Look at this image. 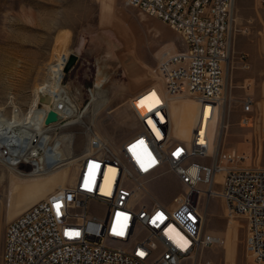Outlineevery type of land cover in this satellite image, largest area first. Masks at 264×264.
I'll return each instance as SVG.
<instances>
[{
	"label": "built area",
	"instance_id": "built-area-1",
	"mask_svg": "<svg viewBox=\"0 0 264 264\" xmlns=\"http://www.w3.org/2000/svg\"><path fill=\"white\" fill-rule=\"evenodd\" d=\"M128 1L166 22L185 42V52L158 64L162 85L155 89L163 99H195L202 124L188 142L173 138L166 104L144 114L132 100L135 95L130 105L140 123L137 132L117 145L91 136L76 163L73 182L54 189L7 224L1 264H187L199 251L225 244L223 236L205 231V206L213 199L225 205L227 224L240 217L246 220V249L264 263V167L241 166L239 155L223 150L209 162L203 160L210 156L208 134L200 128L205 110L221 113L226 90L234 0ZM261 4L264 7V0ZM242 62L250 67L246 56ZM57 64L49 68L52 75ZM64 78L63 71L64 89H54L51 96L59 120L47 125L46 109L42 129L35 127V120L26 126L29 132L16 142L13 155L0 148V160L22 176L48 173L58 164L55 143L63 136L50 139L48 133L73 124L68 106L75 103ZM240 107V122L248 124L253 100L241 101ZM220 171L224 177L218 182L215 175ZM168 172L182 186L174 206L151 191ZM170 226L189 241L187 246L174 241Z\"/></svg>",
	"mask_w": 264,
	"mask_h": 264
},
{
	"label": "rangeland",
	"instance_id": "rangeland-1",
	"mask_svg": "<svg viewBox=\"0 0 264 264\" xmlns=\"http://www.w3.org/2000/svg\"><path fill=\"white\" fill-rule=\"evenodd\" d=\"M260 6L261 0H234L226 90L220 115L209 119L211 154L205 161L223 150L239 155L241 166L264 167V68H260L263 80L245 84V74L253 67L251 45H260L261 51L254 54L264 62V9ZM246 15L253 17L249 23ZM183 49L180 35L170 25L125 0H0V118L29 126L35 109L43 106L44 88L52 91L55 86L59 68L52 75L50 66L72 54L78 61L65 73L64 83L79 108L72 125L48 133L50 139L63 136L55 144L64 160L52 171L22 176L0 160V264L7 224L57 187L70 183L76 159L91 136L117 145L137 132L140 123L130 105L135 95L146 88L154 92L159 106L166 104L171 136L189 140L194 124L203 118L199 104L190 96L166 102L155 89L161 86L158 64ZM242 56L249 68L243 67ZM247 98L253 100V112L244 125L240 102ZM30 181H43L46 188L10 204L12 188ZM181 190L172 172L151 186L171 206ZM224 206L220 199L205 206V231L223 236L225 244L202 250L187 264H264L246 249V220L240 217L227 224Z\"/></svg>",
	"mask_w": 264,
	"mask_h": 264
},
{
	"label": "bare ground",
	"instance_id": "bare-ground-1",
	"mask_svg": "<svg viewBox=\"0 0 264 264\" xmlns=\"http://www.w3.org/2000/svg\"><path fill=\"white\" fill-rule=\"evenodd\" d=\"M125 1L129 5H131L128 0H125ZM182 44L184 46V49L183 50L177 51L175 53H172V54L166 56L162 61H164L167 58L171 57L173 54L185 52L187 47H186V44H185V42L183 40H182ZM67 59H69V58L67 56H64V57L60 58V60H59L60 65L59 64L54 65L56 67L54 73H56L58 71L57 75L55 76L56 77L55 86L52 88V91H51V88H49V86H46V88H44V89H45V93H47V94L41 99V101L45 105V108L44 109L43 108L35 109V113L33 115V119L32 120H35L36 121V126L35 127H38L40 130L42 129L41 128V125H42V121L44 119V115L46 113V109H51V107L53 106V100H52L51 96H53L54 89L62 90V88H63L60 85V80L62 78V73L64 71V66H66V64H67V61H68ZM228 66L230 67V63H229ZM57 68H59V69L57 70ZM160 85H162V81H161V84ZM184 96H187V95H183V96H168V95H166V97H164V98H165V101L166 102H170V101H173L175 99H179V98L181 99ZM48 98L51 100V102H50V100ZM155 98L157 99V95L154 92H152L150 89H147V90L139 93V95L137 94L136 98H133L132 100H136V106L138 107V109L140 110V112L146 114L149 111H152V110H154L155 108H157L159 106V101L158 100L155 101ZM47 100H48V102H47ZM68 109H69L70 112H72L71 115H73L74 117L75 116L76 117L78 116L79 108H78V105L76 103L73 102V106L69 105L68 106ZM206 112H208V117H206V116L204 117L203 127H200V128H202L201 129V132L202 133H205L206 132L208 134V137H209V153L211 154L212 130L211 129L208 130V127H209V119H211V117H213V116H219L220 115V112H219V110H217L215 112V114L210 115L209 107H206L205 113ZM37 115H39V119L37 118ZM76 120H78V119H76ZM14 121H16V120H14ZM11 122H9V121H7L5 119L0 118V148L2 147L3 149H6L8 154L10 152V154L13 155L16 152V149H17L16 148V142H19L20 138H21V141H22V139H24L23 136L26 133H28L29 130L26 129V128H28L26 126H21V124L18 125V123H16L17 125L16 124H12ZM72 122H74L73 119H72L71 123ZM198 123H201L202 124V118L199 120ZM196 125L197 124H194V126L192 128V131H191L190 138H189L188 141H190L192 139L193 134H194V129H195ZM261 133H263V132H261ZM41 136L43 137L44 140L47 137L46 135H41ZM188 141H184V142H188ZM55 156H56V159L58 160L57 161L58 163L60 161H63L64 160V158L61 157V155L59 154V152L57 150H56ZM78 159L79 158H77L76 161H78ZM110 172H111V170H110V168H108L107 169V172H106V176H105L106 179L105 180H107V177H108V175H109ZM35 175H38V174H35ZM223 177H224V173L221 172V171L220 172H217L216 175H215V179L218 182H221L223 180ZM73 179H74V173L72 174L70 183L73 182ZM45 186H46V183L43 182V181H30V182H27V183H24V184H17V185H15L12 188V190H11V195L12 196L10 198V204L18 203L19 201H21V199H23V201H25L26 198L32 197L36 192L42 190ZM34 203H36V202H34ZM168 233L170 235H172V237L174 238V241H177L183 247H185V246H187L189 244V241L178 230H176L173 226H170L169 227ZM201 251H199L195 255H192L191 258L197 256L199 253H201Z\"/></svg>",
	"mask_w": 264,
	"mask_h": 264
},
{
	"label": "crops",
	"instance_id": "crops-1",
	"mask_svg": "<svg viewBox=\"0 0 264 264\" xmlns=\"http://www.w3.org/2000/svg\"><path fill=\"white\" fill-rule=\"evenodd\" d=\"M262 9H264V7H263V5L261 4V6H260ZM247 17H248V15H246ZM249 19L247 20L248 21V23L250 22V19H252L253 17H248ZM261 47H260V45H258V44H255V45H251V47H249V50L248 51H250V53H249V57H250V59H251V63H252V65H253V67L251 68V69H249V70H247V73L245 74L246 76V79H245V81L247 82V83H245V84H251V81H259L260 80V78H262L261 80H263V77H261L260 76V68L261 67H263L264 68V62H262V63H260V61H261V57L260 56H258L257 54L255 55L254 53H255V51L256 52H259V51H261V49H260ZM250 89V88H249ZM249 89H247V88H245V90H246V93H247V91L249 90ZM249 92V91H248Z\"/></svg>",
	"mask_w": 264,
	"mask_h": 264
},
{
	"label": "water",
	"instance_id": "water-1",
	"mask_svg": "<svg viewBox=\"0 0 264 264\" xmlns=\"http://www.w3.org/2000/svg\"><path fill=\"white\" fill-rule=\"evenodd\" d=\"M77 61H78V57H77L76 54L70 55L69 56V59L67 61V64L65 66V69H64L65 73L70 72V70L75 66V64L77 63ZM47 102H48V100H47ZM50 102H51V100H50ZM58 120H59V116H58L57 112L54 111L53 109H50L48 111V113H47V117H46L45 123L47 125H50V124H52L54 122H57Z\"/></svg>",
	"mask_w": 264,
	"mask_h": 264
},
{
	"label": "snow or ice",
	"instance_id": "snow-or-ice-1",
	"mask_svg": "<svg viewBox=\"0 0 264 264\" xmlns=\"http://www.w3.org/2000/svg\"><path fill=\"white\" fill-rule=\"evenodd\" d=\"M141 143H142V141H141ZM77 235H78V233H77Z\"/></svg>",
	"mask_w": 264,
	"mask_h": 264
}]
</instances>
